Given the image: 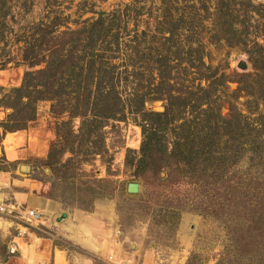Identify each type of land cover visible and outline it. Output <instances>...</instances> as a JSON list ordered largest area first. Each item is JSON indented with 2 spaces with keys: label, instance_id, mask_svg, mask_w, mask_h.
Wrapping results in <instances>:
<instances>
[{
  "label": "rangeland",
  "instance_id": "374dc122",
  "mask_svg": "<svg viewBox=\"0 0 264 264\" xmlns=\"http://www.w3.org/2000/svg\"><path fill=\"white\" fill-rule=\"evenodd\" d=\"M177 1L175 9L182 5ZM238 1L234 32L247 36L244 43L237 44L238 38L233 45L210 42L216 33L234 35L216 23L217 0L207 1L210 14L194 0L198 18L208 17L196 25L206 45L205 61L227 77V94L218 100L221 116L234 112L246 117L243 134L254 127L264 147V0ZM161 9V0H0V203L42 215L31 224L19 212L10 217L0 212V264H19L16 244L25 237L51 240L66 252V264H264L243 209L233 213L214 205L219 213L214 216L202 189L186 183L166 188L155 177L134 176L135 169L126 165L127 151L139 154L142 129L132 116L108 123L107 150L98 156L87 152L89 145L64 143L66 128L73 125L77 131L81 120L62 127L70 119L54 115L50 101L36 104L33 121L22 125L14 120L18 96L13 89L22 86L26 72L45 67L23 63L21 57L23 41L36 27L58 17L61 31L78 30L101 13L121 10L128 12L124 19L133 36L147 22L154 27ZM146 109L163 112L164 105L149 103ZM244 149L232 175L264 180V159L250 161L252 146Z\"/></svg>",
  "mask_w": 264,
  "mask_h": 264
},
{
  "label": "trees",
  "instance_id": "16d2710c",
  "mask_svg": "<svg viewBox=\"0 0 264 264\" xmlns=\"http://www.w3.org/2000/svg\"><path fill=\"white\" fill-rule=\"evenodd\" d=\"M207 1L200 0V10L210 14ZM217 1L216 23L234 35L216 33L210 42L233 45L238 38L237 44L244 43L247 36L234 32L241 1ZM176 4L182 5L175 9L173 0H161L157 24L151 27L147 22L145 30L133 36L124 19L128 12L121 10L101 13L78 30L61 31L58 17L36 27L23 41L21 57L23 63L45 67L26 72L22 86L13 89L18 96L12 106L14 120L22 125L33 121L36 104L50 101L54 115L70 119L62 127L81 120L77 131L73 125L66 128L64 143L89 145L87 152L98 156L107 150L108 123L132 116L142 129L139 154L127 151L126 165L135 169L134 176L155 177L166 188L185 183L200 188L210 197L207 208L214 216L219 214L214 205L233 213L243 209L252 224L253 246L262 257L264 180L232 174L246 146H252L250 161L257 164L264 159V147L254 127L243 134L246 117L236 112L235 117L231 111L224 118L219 112L227 77L205 61L206 45L196 25L208 17L198 18L194 0ZM154 102H163L164 111H147L146 105Z\"/></svg>",
  "mask_w": 264,
  "mask_h": 264
},
{
  "label": "crops",
  "instance_id": "0c3cea01",
  "mask_svg": "<svg viewBox=\"0 0 264 264\" xmlns=\"http://www.w3.org/2000/svg\"><path fill=\"white\" fill-rule=\"evenodd\" d=\"M14 156V153L11 155ZM38 205H45L49 208L48 202H39ZM51 207V206H50ZM16 249L19 252V264H66L67 255L64 250L56 247L53 242L47 238L25 237L18 239ZM92 264V263H91Z\"/></svg>",
  "mask_w": 264,
  "mask_h": 264
},
{
  "label": "built area",
  "instance_id": "2783aa9c",
  "mask_svg": "<svg viewBox=\"0 0 264 264\" xmlns=\"http://www.w3.org/2000/svg\"><path fill=\"white\" fill-rule=\"evenodd\" d=\"M0 212L7 217L12 216L15 212H19L22 214V218L27 223L31 224L37 223L42 219L41 213L36 210H26L25 212H21L14 204H6L4 201L0 203ZM121 263V261L118 262V264Z\"/></svg>",
  "mask_w": 264,
  "mask_h": 264
},
{
  "label": "water",
  "instance_id": "95a60500",
  "mask_svg": "<svg viewBox=\"0 0 264 264\" xmlns=\"http://www.w3.org/2000/svg\"><path fill=\"white\" fill-rule=\"evenodd\" d=\"M133 189V187H131V190Z\"/></svg>",
  "mask_w": 264,
  "mask_h": 264
}]
</instances>
